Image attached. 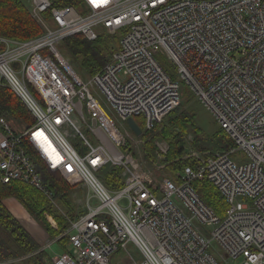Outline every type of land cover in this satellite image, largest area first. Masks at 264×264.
I'll return each instance as SVG.
<instances>
[{"label":"built area","instance_id":"1","mask_svg":"<svg viewBox=\"0 0 264 264\" xmlns=\"http://www.w3.org/2000/svg\"><path fill=\"white\" fill-rule=\"evenodd\" d=\"M81 1L75 8L30 0L42 33L27 40L0 35V83L33 116L29 126L0 117V183L30 185L55 204L45 168L84 189L83 212L69 219L63 234L66 247L46 255L47 264H222L239 257L241 264H264V0ZM101 32H121L119 45L84 79L58 45L75 34L94 40ZM157 53L174 65L175 77ZM182 84L231 145L190 149L186 156L194 161L166 177L149 169L136 149L139 137L179 105ZM74 137L82 149L71 143ZM235 152L246 158L234 161ZM105 167L117 170V188L102 181ZM195 180L223 196L221 215L201 200Z\"/></svg>","mask_w":264,"mask_h":264},{"label":"trees","instance_id":"2","mask_svg":"<svg viewBox=\"0 0 264 264\" xmlns=\"http://www.w3.org/2000/svg\"><path fill=\"white\" fill-rule=\"evenodd\" d=\"M51 4L53 6L71 5L79 7L82 1L51 0ZM41 33V25L31 16L27 5L22 0H0L1 36L27 40ZM115 35L117 36L112 37V40L98 36L95 40L88 41L82 34H75L65 38L58 45V48L66 57H68L67 54L80 57L79 61L82 68L92 76L101 69L103 63L109 60L112 52L118 47L120 35ZM112 43L115 44V46H112ZM69 61L75 68L73 62L70 59ZM186 93L190 92L183 91L181 98H183L184 95L187 97ZM192 115V110L180 106L172 118H168L166 124L161 127L160 136L165 138L170 137L172 139L169 142L170 153L168 155L171 160L180 157L183 152L182 148L178 146L179 137L187 132ZM0 117L20 125L29 126L33 123V116L24 101L3 83H0ZM175 126L180 128L178 135L174 134L172 129V127ZM211 144L220 147L215 150H225L230 147L231 141L225 131L219 127V130L214 133L211 139ZM197 146L203 150L199 145ZM189 163L191 162L184 160L177 161L169 166V170L171 172L181 170ZM43 170L47 181L50 180L51 182L49 185L56 194V203L62 205V207H60L62 213L69 218H73L75 214L72 208V199L69 194L71 189L70 186L58 173L51 172L45 168H43ZM113 175H115V173L111 172H107L105 175L104 184L108 188L114 187L112 184ZM113 182H115V180ZM120 184L121 183H118V186ZM191 184L201 200L217 214L221 215L225 208V202L218 190L206 181L195 180ZM8 197L15 198L23 206L26 213L40 225L50 237L54 238L62 234L56 242L59 244L60 248L64 249L66 247L68 238L63 234L67 230L69 223L64 215L52 210L51 205L48 203L49 200L41 191L18 181L0 183V264H6L5 262L9 259L21 257L27 261H32L34 264H41L39 255H37L38 252L36 251L42 245L37 243L18 217L4 205L3 201ZM44 211H49L53 214L57 222V228H53L47 223L43 215ZM39 252L44 253V251Z\"/></svg>","mask_w":264,"mask_h":264},{"label":"rangeland","instance_id":"3","mask_svg":"<svg viewBox=\"0 0 264 264\" xmlns=\"http://www.w3.org/2000/svg\"><path fill=\"white\" fill-rule=\"evenodd\" d=\"M23 1L25 2V4L27 6L30 3V0H23ZM75 8H80V6L75 7ZM46 13L43 14L44 15L43 18L46 19V21H48L49 14L48 13L46 14ZM41 28L44 29V26L42 25ZM116 34L120 35L121 32H117ZM98 36L106 37V38H108V40H112L113 39L112 37H115L117 35L108 34L106 32H101ZM88 41H93V40H88ZM112 46H115V44L112 43ZM67 56L73 62L77 72L80 74V76L82 78L87 79L90 77V75L82 68L80 61H79L80 57L71 56V54H67ZM155 57L160 62L162 67L169 74H171V76L175 77V67L165 57V55H163L162 53H157V54H155ZM105 63H106V61H105ZM105 63H103V65ZM181 90L189 92L188 87L186 85H183V84L181 86ZM191 94L186 93L187 97L184 95L183 98H181L179 105L174 110H172L170 113H168L162 119V121H160L158 124H156L154 126V128L152 129V131H149L147 133L145 132L139 137V144H138V147L136 149L137 155L143 159V161L145 162L146 166L149 169H156V172L158 175L160 174L161 176L173 177L176 175V173L179 170L171 172L169 170V166L172 163H175L177 161H182V160L193 162L194 161L193 158L186 156V154L188 153V150H190V149L196 150V151L202 153L203 151L213 152V151H216L215 149L220 148V147H216V146L211 144V139H212L214 133L219 130L220 126L218 125V123L216 122V120L212 116V114L204 107V105L196 97H194L193 94H192L193 96ZM102 98H103V100L102 99H100V100H101L103 106L108 110L107 101L105 100V98L103 96H102ZM180 106H183L186 109L189 108L190 110H192L193 115L191 117V121L189 122L187 132L182 134L179 137L178 146L182 148L183 152H182L180 157L173 158L171 160V159H169L168 155L170 153V143L169 142L172 139L170 137H167V138L161 137L160 132H161V127L164 124H166V122L168 121V118L169 119L172 118V116L175 114V112L178 110V108ZM193 116H194V118H193ZM73 118L78 123V125L80 127H82V120L77 113H75L73 115ZM172 129L174 131V134H176V135H178V133L180 132L179 127L175 126V127H172ZM70 141L72 144L76 145L77 149L83 148V147H80L81 146V144H80L81 139L79 137H74V138L70 139ZM197 145H199V147H201L203 150L198 148ZM192 150L190 152H192ZM156 152H158V153H156ZM230 157L236 162L237 161H243L246 158L242 152H235V153L231 154ZM157 165H162V168L160 169L161 171L156 168ZM107 172L115 173V175L117 174V170H114L111 167H105L101 172V175L103 176L101 179L103 182H104V178H105V175L107 174ZM61 178L63 179L62 176H61ZM48 182L51 183L50 180ZM118 183H120V181ZM67 184L71 188L69 194H70V197L72 199V208H73V211L75 214L74 217H75L77 214H80L81 212H83V209H84V207H83V205H84L83 204V194H82V191L84 189L79 187V184H76V185H70L69 183H67ZM112 184L114 187L109 188V189H114V188L118 187V184H116L113 181H112ZM3 202H4V205L13 214H15V216L18 217L20 222L32 234V236L35 238L37 243L42 245L41 247H43L47 243H50L51 239H53V238L50 237L41 228V226L38 225L26 213L23 206L15 198L8 197V198H5ZM92 202L95 203L94 200H92ZM48 203L51 205L53 211L58 212V213L60 212V214L64 215L62 213L61 208H60V207H62V205H58L56 203V201H55V204L51 203L50 201H48ZM43 215H44V218L46 219L47 223L51 227L57 228V222H56V220H55V218L51 212L44 211ZM47 216H51L53 218V220L55 221V223L52 224L51 222H49V220H47ZM65 217H66L67 222L69 221V219H72V218H69L67 216H65ZM205 230L209 231V228H205ZM61 235L62 234H59L55 237H60ZM39 249L37 250V252H38L37 255H39V259H40L41 264L42 263L43 264L48 263L46 255L51 257V256H53V255L64 250V249L60 248V246L57 242L52 243L51 247L49 249H46V251H45L46 253L45 252L44 253L39 252ZM128 250L131 252V255L133 256V258L135 260H137V261L141 260V254H140L138 248L133 243H131V242L128 243ZM241 261H242V258L239 257L235 260L228 259L227 261H223L222 264H241ZM7 264H34V263L32 261H27L24 258H22V259L21 258L20 259L19 258H13Z\"/></svg>","mask_w":264,"mask_h":264},{"label":"water","instance_id":"4","mask_svg":"<svg viewBox=\"0 0 264 264\" xmlns=\"http://www.w3.org/2000/svg\"><path fill=\"white\" fill-rule=\"evenodd\" d=\"M94 123V121H92ZM127 123L132 128L135 134L139 135L141 133L140 128L136 125V123L133 121V119H128Z\"/></svg>","mask_w":264,"mask_h":264},{"label":"bare ground","instance_id":"5","mask_svg":"<svg viewBox=\"0 0 264 264\" xmlns=\"http://www.w3.org/2000/svg\"><path fill=\"white\" fill-rule=\"evenodd\" d=\"M44 16V15H43ZM44 195V194H43Z\"/></svg>","mask_w":264,"mask_h":264},{"label":"crops","instance_id":"6","mask_svg":"<svg viewBox=\"0 0 264 264\" xmlns=\"http://www.w3.org/2000/svg\"><path fill=\"white\" fill-rule=\"evenodd\" d=\"M76 146V145H75Z\"/></svg>","mask_w":264,"mask_h":264}]
</instances>
